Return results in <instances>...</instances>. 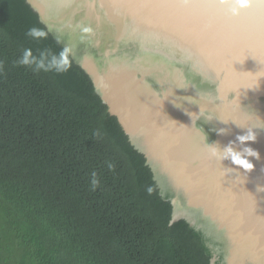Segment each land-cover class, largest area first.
Instances as JSON below:
<instances>
[{"label": "water", "instance_id": "95a60500", "mask_svg": "<svg viewBox=\"0 0 264 264\" xmlns=\"http://www.w3.org/2000/svg\"><path fill=\"white\" fill-rule=\"evenodd\" d=\"M26 2L174 189L171 223L199 214L226 264H264V0ZM257 125L251 170L209 155Z\"/></svg>", "mask_w": 264, "mask_h": 264}, {"label": "trees", "instance_id": "16d2710c", "mask_svg": "<svg viewBox=\"0 0 264 264\" xmlns=\"http://www.w3.org/2000/svg\"><path fill=\"white\" fill-rule=\"evenodd\" d=\"M64 48L26 0H0V264H226L199 214L171 223L174 189L71 55L47 68Z\"/></svg>", "mask_w": 264, "mask_h": 264}, {"label": "clouds", "instance_id": "9594fccd", "mask_svg": "<svg viewBox=\"0 0 264 264\" xmlns=\"http://www.w3.org/2000/svg\"><path fill=\"white\" fill-rule=\"evenodd\" d=\"M221 4L229 5L228 11L232 16H237L240 13L242 8L248 7L249 0H220ZM85 32L90 31V29L85 28ZM26 35L32 38H43L46 37L47 33L39 28L32 27L30 28ZM70 49L65 47L58 55H53L51 57L50 62L47 65V68H55L57 71H66L70 67L69 61ZM44 54H41V59L39 61L36 60L35 57L32 56L31 49H25L19 63L23 65H31L33 63L36 64L37 68H45L44 62ZM240 127H245L241 125H237ZM253 128H261L260 126L247 127V131L244 134H238L236 137V141H230L227 145L222 148L218 143L209 144L208 151L209 155L212 158H215L219 162L222 160H230L231 163L235 166H238L240 169L245 171L251 170L253 168L252 162L248 159V157H258V153L253 150L250 146H247L246 142L254 141L256 139V134L253 132ZM224 129H219L218 132L223 133ZM95 135H99V132L94 133ZM239 143L243 147H236V143ZM111 167V165H109ZM95 172L92 173V185L93 188L96 187L98 181L95 179ZM150 191V189H149Z\"/></svg>", "mask_w": 264, "mask_h": 264}]
</instances>
